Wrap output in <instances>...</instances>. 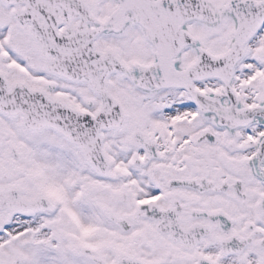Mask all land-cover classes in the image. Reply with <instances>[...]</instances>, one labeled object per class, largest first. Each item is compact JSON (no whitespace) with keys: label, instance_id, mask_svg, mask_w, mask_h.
I'll use <instances>...</instances> for the list:
<instances>
[{"label":"snow or ice","instance_id":"snow-or-ice-1","mask_svg":"<svg viewBox=\"0 0 264 264\" xmlns=\"http://www.w3.org/2000/svg\"><path fill=\"white\" fill-rule=\"evenodd\" d=\"M0 264H264V0H0Z\"/></svg>","mask_w":264,"mask_h":264}]
</instances>
